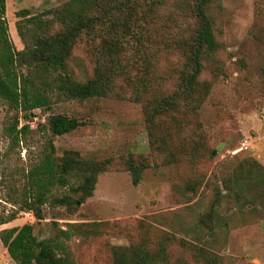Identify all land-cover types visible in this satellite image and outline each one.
I'll return each instance as SVG.
<instances>
[{"label": "rangeland", "instance_id": "1", "mask_svg": "<svg viewBox=\"0 0 264 264\" xmlns=\"http://www.w3.org/2000/svg\"><path fill=\"white\" fill-rule=\"evenodd\" d=\"M70 1L6 0L9 37L26 61L37 38L64 29L50 10ZM197 1L140 0L126 40L140 38L141 47L127 44L121 58L129 73L107 96L69 99L52 78L44 80L37 62L20 68L49 103L25 119L0 97V232L30 223L31 241L51 240L67 264H119L122 256L133 264L139 249L152 253L147 264H264V0H211L218 46L201 57L199 87L206 82L207 89L149 122L155 104L190 70ZM98 47L82 32L67 74L92 78ZM53 114L84 125L53 136ZM24 124L29 128L17 135ZM50 140L58 162L66 156L106 163L92 195L82 202L80 192L55 185L52 195L67 194L69 203L48 202L37 219L24 198ZM131 159L140 170L137 184ZM0 264H18L1 240Z\"/></svg>", "mask_w": 264, "mask_h": 264}, {"label": "trees", "instance_id": "2", "mask_svg": "<svg viewBox=\"0 0 264 264\" xmlns=\"http://www.w3.org/2000/svg\"><path fill=\"white\" fill-rule=\"evenodd\" d=\"M210 2L211 0H198L195 5L199 29L189 57L190 70L182 76L178 90L174 94L161 98L155 104L149 118L150 124L156 115L164 111L179 110L182 101L195 100L196 94L199 96L200 92L208 87L206 82L201 83L202 88L199 87V77L204 68L202 55L207 52L213 53L218 46L207 13ZM139 8H142L140 0H72L54 12L50 10V13H54L55 19L62 22L64 29L53 36L37 38L33 48V60L26 61L23 52L16 49L9 37V26L5 17L7 4L6 0H0V97L7 100L17 111H21L25 119L32 118L35 109L47 107L49 103L47 95L20 69L26 63L30 66L35 62L40 64L44 80L49 82V78H52L56 89L66 98L85 100L107 96L113 91L116 79L126 78L129 73V65L121 58V55L127 52V44L141 47L140 38L129 42L126 40L132 24V15L137 13ZM19 13L27 15V10ZM123 16H125L123 23L116 19ZM84 31L98 42L100 50L92 78L79 82L67 74L66 60ZM48 125L53 136H61L80 128L84 123L75 117L53 114L49 116ZM28 128L29 125L24 124L21 130L16 132L17 135ZM47 147L40 164L29 173L30 186L24 198L26 208L32 211L37 219L43 218V206L46 203L50 202L52 205L69 203L67 194L60 197L52 195V188L55 185H68L71 193L80 192L82 202L92 195L97 176L104 171L106 163L83 162L66 156L58 162L53 140L48 142ZM129 164L133 181L137 184L140 181V170L134 165L133 159ZM73 175L81 179L80 184L70 181L69 177ZM12 219L3 220L1 224ZM33 229L32 224L26 223L21 227L6 228L0 232V240L10 256L18 264H67L66 258L57 256L51 240L31 241ZM137 253L133 264H147V257L153 256L152 253L141 249L137 250ZM156 254L162 256L161 252ZM129 261L122 256L119 264H128Z\"/></svg>", "mask_w": 264, "mask_h": 264}, {"label": "built area", "instance_id": "3", "mask_svg": "<svg viewBox=\"0 0 264 264\" xmlns=\"http://www.w3.org/2000/svg\"><path fill=\"white\" fill-rule=\"evenodd\" d=\"M243 147H244V148H248V144H247V142H244V143H243Z\"/></svg>", "mask_w": 264, "mask_h": 264}]
</instances>
